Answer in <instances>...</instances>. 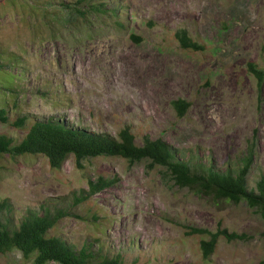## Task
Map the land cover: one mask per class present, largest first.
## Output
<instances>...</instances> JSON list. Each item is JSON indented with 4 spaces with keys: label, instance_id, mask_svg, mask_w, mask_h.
Wrapping results in <instances>:
<instances>
[{
    "label": "rangeland",
    "instance_id": "rangeland-1",
    "mask_svg": "<svg viewBox=\"0 0 264 264\" xmlns=\"http://www.w3.org/2000/svg\"><path fill=\"white\" fill-rule=\"evenodd\" d=\"M54 1L47 5L48 19L22 3L0 1V47L21 53L28 68L25 92L17 97L0 89V104L20 116L52 117L114 137L127 126L137 144L148 134L179 156L220 169L236 165L251 150L247 181L254 187L264 174V82L258 85L247 63L264 70V0H105L110 8L121 5L126 29L112 17L108 22L63 8L74 7L76 0ZM177 29L187 30L204 49L180 48L173 37ZM20 70L24 77L25 66ZM159 84L167 85L160 94L152 91ZM178 98L189 102L182 117L171 106ZM25 128L0 123V134L17 139ZM82 163L78 168L71 156L61 169H52L41 155L4 154L0 199H8L22 218L46 201L70 204L88 180L111 176L116 182L91 201L114 218L104 244L122 254L125 264H264V223L244 201L181 187L164 167L147 160L114 156ZM218 226L245 238L220 237L204 259L200 236L186 232ZM54 230L74 243L99 236L94 226L74 217ZM0 263L30 260L12 249L0 254Z\"/></svg>",
    "mask_w": 264,
    "mask_h": 264
},
{
    "label": "trees",
    "instance_id": "trees-1",
    "mask_svg": "<svg viewBox=\"0 0 264 264\" xmlns=\"http://www.w3.org/2000/svg\"><path fill=\"white\" fill-rule=\"evenodd\" d=\"M8 1L11 4L22 3V8L27 7L40 16L49 18L47 5L50 4V0ZM54 2L51 0V3ZM106 4L105 0H76L74 7L63 8L68 9L70 13L78 12L83 17L89 12L91 16L101 20L107 19L108 22L112 17L116 26L126 29L124 11L120 10L121 5L113 3L110 8ZM80 7H87V10H81ZM51 14L56 15L57 12ZM173 37L182 49L192 51L204 49V46L193 39L185 29H177ZM131 38L140 40V37L134 34ZM23 66L24 77L20 75ZM15 69L18 71L15 72ZM27 70L26 59L21 53L0 47V89L13 91L19 97L25 92L22 85ZM247 70L258 85L264 82V70L259 68L256 62H248ZM7 74L11 79L6 81L4 77ZM36 93L46 97V92ZM17 106L15 103L14 107ZM171 106L177 115L182 117L189 107V102L178 98L171 101ZM7 108L0 104V123L9 124L23 132L25 127L28 128L27 132L17 139L0 134V156L9 154L14 159L25 154L41 155L46 158L52 169H61L71 156L80 169L83 168V160L97 157L117 156L130 162L147 160L151 164L164 167L181 187L193 188L197 193H205L217 199L236 203L244 201L249 207L256 209L264 223V174L255 181L254 187L249 188L247 181L254 162V153L251 150L239 157L236 165L220 169L208 161L179 156L165 141L160 138L153 139L148 134L143 136L142 144H137L136 136L127 126L121 128L114 137L52 117L20 116L16 111L11 113ZM115 182L114 177L98 176L95 180H88L86 190L74 192L70 204L46 201L35 211L28 209L20 214L23 215L22 218H19V215L16 217L8 199H0V254L17 249L25 259L30 260L29 264H125L122 254L112 253L104 244L106 230L114 218L110 217L111 214L109 215L102 206L91 201L94 194ZM76 207L80 209L74 210ZM66 217L88 222L95 227L99 236H95L94 240L85 239L80 243L68 241L54 230ZM186 234L200 236L199 249L204 259L213 254L220 237L227 241L245 238L244 234L220 226L215 231L194 227Z\"/></svg>",
    "mask_w": 264,
    "mask_h": 264
},
{
    "label": "bare ground",
    "instance_id": "bare-ground-1",
    "mask_svg": "<svg viewBox=\"0 0 264 264\" xmlns=\"http://www.w3.org/2000/svg\"><path fill=\"white\" fill-rule=\"evenodd\" d=\"M148 74L150 75V73H148ZM165 87H167V85L159 84V85H156L155 87H153L154 89L152 91L160 94V93H163V91L165 90Z\"/></svg>",
    "mask_w": 264,
    "mask_h": 264
}]
</instances>
